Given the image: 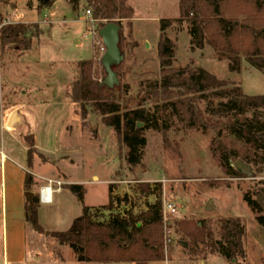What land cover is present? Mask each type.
I'll return each mask as SVG.
<instances>
[{
    "label": "rangeland",
    "instance_id": "374dc122",
    "mask_svg": "<svg viewBox=\"0 0 264 264\" xmlns=\"http://www.w3.org/2000/svg\"><path fill=\"white\" fill-rule=\"evenodd\" d=\"M26 2L0 0L3 19V10H6L3 6L10 7L12 3L16 5L17 20L43 19L42 14L28 10ZM67 4L72 12L66 10L62 2L52 12L62 11L67 20L76 18L83 24L53 23L48 26L46 22H39L37 25L42 34L39 40H32L31 48L37 44L28 54H21L13 49V45L0 48L1 68H13V77L24 79L26 87H30L28 96H25L20 90L10 93L2 85L0 113L3 111V115L8 117L20 104L25 106L30 119L25 134L33 135L36 148L28 167L27 143L0 129V150L7 157L0 167V264H95L78 263L68 247L60 245L49 235L50 232H65L82 214V205L64 185L66 177L67 184L82 185L85 190L83 205L95 208L91 213L98 222H106L115 214H139L147 210L148 204L158 202L161 205L164 200L176 204V215L163 221L164 227L167 226L164 244L167 258L153 264H228L217 253H207L201 245L190 251L192 242L183 231L194 232L198 222L206 220L213 239H219V220L231 218L241 219L245 226L244 264H264V229L243 202L247 195L254 200L262 197L264 163L255 166L233 158L230 160L233 169L238 170L235 165L239 163L249 170L240 178H229L214 158L212 143L218 141L228 149H239L234 137L226 134L219 137L216 130L188 129L175 118H169V129L144 131L147 142L142 152L143 159L140 165L129 169L122 156L124 148L114 131L102 124L100 116L89 104L85 107L87 115L82 120L80 108L71 102V84H65L78 79V60L91 59L94 81L102 82L105 78L101 65L105 47L100 38L94 44L90 37L81 39L87 30L84 12L90 8L84 2L76 10L71 8L68 0ZM128 5L134 14L130 21H121L120 53L124 60L115 73L117 87H127L126 99L136 97L149 82L159 80L158 57L152 56L146 45L155 51L159 42V20H171L179 15L178 0H128ZM95 25L99 29L97 22ZM187 27L186 23L176 24L166 32L175 44L174 68L199 67L219 80L240 87L247 96H264V72L253 69L243 58L240 73H231L227 70V63L217 60L210 47L192 52ZM132 31L136 40L140 43L145 41L144 48L149 53L144 49L141 55L133 53L137 44ZM24 55L25 58H20ZM23 72L25 77L20 76ZM2 77L4 81L7 79L4 74ZM145 106L154 111V105ZM26 173L32 174L33 178L29 189L38 190L37 194L31 193L29 200L24 187ZM48 180L59 181L63 185L60 192L52 195L49 205H41L38 209V224L43 233H37L25 221L24 214L32 198L38 197L40 188L48 185ZM108 185L112 186L114 198L126 199V202L115 203L110 212L98 210L107 204ZM147 185L150 193L143 191L142 186ZM53 189H57L55 184ZM208 203L212 209L205 208Z\"/></svg>",
    "mask_w": 264,
    "mask_h": 264
},
{
    "label": "trees",
    "instance_id": "16d2710c",
    "mask_svg": "<svg viewBox=\"0 0 264 264\" xmlns=\"http://www.w3.org/2000/svg\"><path fill=\"white\" fill-rule=\"evenodd\" d=\"M56 1L37 0L35 10L42 14ZM68 2L74 10L84 2L92 10L99 29L110 22L121 28V21H130L134 14L127 0ZM27 6L30 7L29 2ZM178 6L177 18L159 20V80L149 82L136 97L126 99L127 87L113 86L108 89L101 82L94 81L92 61L82 60L78 63V79L70 86L71 102L80 108L82 120L87 115L85 107L89 104L93 112L100 116L102 124L114 131L124 148L122 156L129 169L140 165L143 159L142 152L147 142L144 131L167 130L170 127L168 119L175 118L188 129L202 132L216 130L219 137L222 134L234 137L240 145L239 149H228L221 142L213 141L212 153L229 178H240L243 173L232 168L231 159L240 158L255 166L264 163V96H247L240 87L219 80L199 67L174 68L175 44L166 32L173 25L186 23L192 52L210 47L217 60L227 63V70L231 73H240L243 58L250 67L264 72V0H178ZM3 22L0 13V48L13 45V49L22 54L28 52L32 40L42 34L36 23ZM112 69L116 73L117 67ZM146 104L154 105V111L146 109ZM139 124L143 127L138 128ZM23 140L28 146L27 165L30 167L36 149L33 135H26ZM25 176L24 187L29 190L33 178L28 173ZM65 187L82 205V214L71 222L65 232H50L49 235L60 245L68 247L78 263L151 264L166 260L164 244L167 226L164 227L158 202L148 204L145 212L115 214L106 222H98L91 213L95 208L83 205L85 190L82 185L67 184ZM142 187L144 192L150 193L148 185ZM107 190V204L98 210L110 212L115 203L126 202L125 198L112 196L111 185ZM261 194L262 204L248 195L243 197V202L255 215L257 224L264 229V190ZM37 198H32L24 218L37 233H43L38 224ZM219 223L220 237L215 240L206 220H200L194 232L183 231L192 242L190 251L197 250L201 245L207 253H217L228 264H244L243 221L231 218L221 219Z\"/></svg>",
    "mask_w": 264,
    "mask_h": 264
},
{
    "label": "crops",
    "instance_id": "0c3cea01",
    "mask_svg": "<svg viewBox=\"0 0 264 264\" xmlns=\"http://www.w3.org/2000/svg\"><path fill=\"white\" fill-rule=\"evenodd\" d=\"M62 2V5L64 6V8L66 9V10H69V11H71V9H69V6H68V4H67V0H58V1H56L54 4H53V6L51 7V8H49L48 10H45V11H43V13H42V15H43V19H41V20H36V21H30V20H27V21H20V20H17L15 17H17V12H16V5L14 4V3H12V5H10V7H7V5H4L3 7H5V9L6 10H3L4 11V23L5 24H10V23H22V24H27V23H47L48 24V26H52L53 25V23H62V24H75L76 22L77 23H79L80 25L81 24H83L79 19H76V18H73L72 20H70V19H66L65 18V15L63 14V12L61 11L60 13H58L57 11H55L54 13L52 12L53 10H54V8H55V6H57L59 3H61ZM14 2V1H13ZM28 2H30V7H28L27 6V3ZM127 2H128V0H127ZM37 5H38V3H37V0H27V2H26V7L28 8V10H30V11H33V12H35L36 14H37V12H36V10H35V8L37 7ZM52 12V13H51ZM72 12V11H71ZM38 15V14H37ZM60 16H62V18H60L59 19V17ZM52 18H54V19H52ZM132 34H133V31H132ZM83 35V34H82ZM82 35H81V39H82ZM37 40H39V39H37ZM133 40H134V43H136L137 44V46L136 47H134L133 48V53L136 55V56H138V55H141L142 54V50L144 49V52L145 53H151L152 54V56L153 55H155L156 57H158L157 56V45H158V42L156 43V45H155V51H152L151 49H150V45H146V47L148 48V50H149V52H148V50H146L145 48H144V46H145V41L143 42V43H140L138 40H136V37H135V35L133 34ZM38 42V41H37ZM36 44L37 43H35V45H34V47H32L31 49H29L28 50V52H27V54L30 52V51H32L34 48H35V46H36ZM198 50V49H197ZM203 50V49H202ZM202 50H199V51H202ZM25 56L26 55H24V56H20V58H25ZM82 60H86V61H91V59H81V60H78V62L79 61H82ZM11 68V67H10ZM11 71V72H10ZM13 68H11V69H5V70H3L2 68H1V65H0V76H1V81H0V92H1V89H2V85L7 89V91H9L10 93H12L13 91H17V90H20V93L21 94H23V95H25V96H28V94L29 93H27V91L30 89V87L29 88H27L26 87V84H25V82H24V79H18V78H16V77H13ZM2 74H4V76L7 78L6 80H7V82H6V80L4 81V77H2ZM20 76H22V77H25L24 76V72L23 73H20ZM73 81H70V82H67L66 81V84H65V86H67V85H70L71 83H72ZM5 83V84H4ZM18 83H20V85H18ZM22 83V84H21ZM10 84V85H9ZM22 85V86H21ZM9 86H11V87H9ZM19 86H21V87H19ZM23 89V90H22ZM73 105V104H72ZM75 105V104H74ZM20 108H22L23 109V111H24V113H25V115H26V117H27V120H28V124H29V121H30V119H29V113L27 112V109L25 108V106H22V104H20V106H19ZM18 107V108H19ZM16 109V108H15ZM3 111H2V113H0V129L2 130H6L7 131V129H6V127H4L5 126V123H6V120H7V118L9 117H6V116H4L3 115ZM12 113V112H11ZM10 113V114H11ZM9 114V115H10ZM8 133H10L9 131H7ZM13 137L15 136V135H13L12 133H10ZM29 135H30V133H29ZM25 136H26V134H25ZM16 137V136H15ZM17 138V137H16ZM1 152H3L2 150H0ZM4 153V152H3ZM40 153V152H39ZM5 154V153H4ZM41 154V153H40ZM6 156V155H5ZM32 175V174H31ZM66 177V176H65ZM95 178H93V180H94ZM64 185H67V183H68V181H67V177L65 178V181H64ZM32 189V188H31ZM31 189H29V190H25L26 192H28V193H32V192H35L36 194L38 193V190H31ZM60 190V189H59ZM59 190H57V192H55V193H58V192H60ZM52 200H53V196H52ZM83 201H84V199H83ZM39 204V206H38V209H40V206L41 205H44V206H46V205H49V204H40V203H38ZM155 263H157V262H155ZM151 264H153V263H151Z\"/></svg>",
    "mask_w": 264,
    "mask_h": 264
},
{
    "label": "water",
    "instance_id": "95a60500",
    "mask_svg": "<svg viewBox=\"0 0 264 264\" xmlns=\"http://www.w3.org/2000/svg\"><path fill=\"white\" fill-rule=\"evenodd\" d=\"M121 28L112 22L105 25L103 28L99 29L98 35L103 41V45L105 47V53L102 55L101 65L106 74L105 78L102 80L101 85L105 86L108 89H111L113 86L118 85V77L117 74L113 71L112 67H117L124 60L120 53L119 48V33ZM28 120L22 108H16L9 115L6 120L5 126L7 131L15 135L18 139L22 140L25 137V129L27 126ZM142 124L138 125V128H141ZM236 168L240 170L242 173L246 174L247 167L240 166L239 163H236ZM33 194L26 193L27 200L32 197ZM257 202L262 204V197L258 196L256 198ZM206 209H212L208 203L205 207ZM186 246V243H183Z\"/></svg>",
    "mask_w": 264,
    "mask_h": 264
},
{
    "label": "built area",
    "instance_id": "2783aa9c",
    "mask_svg": "<svg viewBox=\"0 0 264 264\" xmlns=\"http://www.w3.org/2000/svg\"><path fill=\"white\" fill-rule=\"evenodd\" d=\"M83 21L86 25L87 30L83 34L82 38L86 40L90 37L93 44L98 43L99 42L98 40L100 38L98 35L99 29L96 28V25H95L96 20L94 19L91 10L89 9L85 10ZM6 161H7V157L5 156L3 152L0 151V167H2ZM54 184L57 186V189L55 190L53 189ZM62 185L63 183L59 181L48 180V185L44 188H40L39 190V195H38L39 203L49 204L52 201V198H48L47 194L43 191V189L49 187L53 191V194H54L55 192H57V190H59L62 187ZM161 205H162L161 207L162 221H165L167 217H172L176 215L177 213L176 204H174L171 200H164Z\"/></svg>",
    "mask_w": 264,
    "mask_h": 264
},
{
    "label": "bare ground",
    "instance_id": "6f19581e",
    "mask_svg": "<svg viewBox=\"0 0 264 264\" xmlns=\"http://www.w3.org/2000/svg\"><path fill=\"white\" fill-rule=\"evenodd\" d=\"M43 191L47 194L48 198L52 197L53 191L49 187L43 189Z\"/></svg>",
    "mask_w": 264,
    "mask_h": 264
}]
</instances>
